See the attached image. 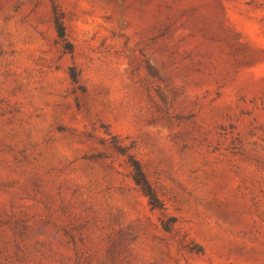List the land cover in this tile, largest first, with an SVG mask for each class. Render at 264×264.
<instances>
[{"label": "rangeland", "instance_id": "rangeland-1", "mask_svg": "<svg viewBox=\"0 0 264 264\" xmlns=\"http://www.w3.org/2000/svg\"><path fill=\"white\" fill-rule=\"evenodd\" d=\"M0 264H264V0H0Z\"/></svg>", "mask_w": 264, "mask_h": 264}, {"label": "trees", "instance_id": "trees-1", "mask_svg": "<svg viewBox=\"0 0 264 264\" xmlns=\"http://www.w3.org/2000/svg\"><path fill=\"white\" fill-rule=\"evenodd\" d=\"M53 24L56 31V35L58 38H60L62 41L65 42V47L70 49L71 43L66 40L65 38V32L64 27L61 22V13L54 11L53 12ZM70 78L73 82H77V77L75 76L74 72L71 70L70 72ZM132 143L129 145L124 144H117L114 146V149L124 155L126 157V161L128 163V166L130 168V177L133 181V183L139 188V190L142 192V194L147 198L149 205L152 208L161 209L163 206L162 201L156 194L154 188L150 184L149 180L147 179L142 166L140 162L134 157V155L130 152V149L132 148ZM163 228L165 230L169 229V224H163Z\"/></svg>", "mask_w": 264, "mask_h": 264}]
</instances>
